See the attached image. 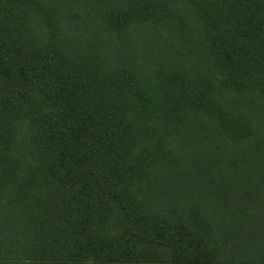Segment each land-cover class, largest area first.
Returning <instances> with one entry per match:
<instances>
[{"label": "trees", "instance_id": "trees-1", "mask_svg": "<svg viewBox=\"0 0 264 264\" xmlns=\"http://www.w3.org/2000/svg\"><path fill=\"white\" fill-rule=\"evenodd\" d=\"M0 264H264V0H0Z\"/></svg>", "mask_w": 264, "mask_h": 264}]
</instances>
